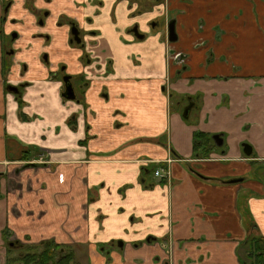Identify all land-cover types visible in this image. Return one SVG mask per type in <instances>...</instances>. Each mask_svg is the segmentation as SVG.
<instances>
[{"label":"crops","instance_id":"1","mask_svg":"<svg viewBox=\"0 0 264 264\" xmlns=\"http://www.w3.org/2000/svg\"><path fill=\"white\" fill-rule=\"evenodd\" d=\"M32 1L49 11L42 23L25 0L0 12V264L11 239L87 245L91 264H241L243 244L264 238V0H170L182 67L167 63L164 33H150L147 17L149 33L128 31L129 0ZM62 14L91 17L97 70L86 71L82 103L65 101L49 76L61 64L83 69ZM19 82L17 96L7 86ZM170 91L187 116L179 102L171 111ZM197 133L223 143H195ZM119 226L134 240L101 246Z\"/></svg>","mask_w":264,"mask_h":264},{"label":"flooded vegetation","instance_id":"2","mask_svg":"<svg viewBox=\"0 0 264 264\" xmlns=\"http://www.w3.org/2000/svg\"><path fill=\"white\" fill-rule=\"evenodd\" d=\"M30 2H27V0H25V7L28 8L31 12H41V16H39V23H42V19L49 14V11L47 10H42V9H37L34 2L32 0H28ZM136 1H141V0H136ZM151 2H161V4L164 6L165 11L162 13L163 17V36H164V40L166 42L165 45V53H166V60L167 63L169 62H173L176 66L182 67L185 65L186 61H187V55L185 53H183L181 50H177L175 48H173V46L171 45L172 42L174 41H170L169 40V27L170 24L173 25V30H174V34L176 36L177 39V34H176V30H175V21L171 18L168 17L167 15V8L169 6V1L170 0H150ZM15 2V0H0V12H2L3 18L6 19L7 16V12L10 8V6ZM147 2V1H146ZM101 4L102 1L98 0L97 4ZM129 5H132L131 3L132 0H129ZM136 13H131L130 16H135L136 14H145L148 13L147 11H149L150 9L148 7L146 8H141V5L138 7H136ZM148 15V14H147ZM130 17V18H131ZM62 21H64V23H66L68 25V43L70 45L71 48L73 49H79L80 50V55L78 57L79 62L81 63V66H83L82 70H78L76 72H69L67 70V66L65 64H61L59 65L56 70L54 71H50L49 72V76L53 77V76H57L58 77V72L61 71L62 76L58 77L61 80L62 83V87H61V96L62 93L65 90V84H64V80L63 78L68 76L69 77V82L71 83L75 98L74 99H66L65 97L64 100L65 101H72V102H78V103H82V98H83V93L86 89V85H88L89 81H90V76H87L86 71L88 69H95L97 70V68L95 67H91V63L94 62V59L96 56L93 55V51L90 48V44L92 45L94 43V40L92 39V37L90 36L89 33H92L93 31L91 29H87L86 25L88 22H91V17L87 18H83V23L81 24L79 22V20H77L76 18H71L66 16V14H62V16L59 17L57 23L61 24L63 23ZM162 20L159 17H156L154 19V21L152 22L149 21V19L147 18L146 21L144 22L146 28L148 30H152V31H156L160 26H161ZM140 20H134L132 21L129 26H128V31L133 34V36H135V38H142L144 36V34H142V28L143 25ZM74 27L77 29V33L72 34L71 33V28ZM16 33L15 31H11L9 32V36L6 37V42H10V40H13L12 37H15ZM76 39H79V42L76 41ZM175 39V41H176ZM91 41V42H90ZM93 42V43H92ZM90 56H92V58H90ZM99 57V56H98ZM42 59L45 61V63H49L48 59H47V53L42 54ZM98 59V58H97ZM100 61V58L98 59ZM109 63L111 60H107ZM90 66V67H89ZM82 68V67H81ZM168 79V78H167ZM170 83V79L165 81V84H163V88L165 87L166 89V85H169ZM26 85V82H19L17 84H8L7 88L8 90H10L11 92L15 93L17 96L20 95V91L22 88H24ZM13 90H11V89ZM15 90V91H14ZM172 93L171 91L168 92V98L170 99ZM187 110V108H185ZM184 109V111H185ZM183 116H184V112H183ZM73 117V116H72ZM72 120V119H71ZM221 140L222 137L217 134ZM223 143V140H222ZM221 143V145H222ZM246 143V142H243ZM242 143V144H243ZM212 144L216 145L214 140H212ZM241 144V146H242ZM248 144V143H246ZM249 145V144H248ZM218 146V145H216ZM220 146V145H219ZM251 146V145H250ZM242 150H243V146H242ZM252 150V147H251ZM252 153V151H251ZM251 155V154H250ZM247 155V156H250ZM154 162V161H151ZM31 163L29 165H35V164H41V162H28ZM158 170L160 175H155V171ZM154 175L158 176L160 179H164L166 182H168L171 178V173L169 170V167H157L154 170ZM45 241H53L54 244L58 245V247L55 249L54 251V258L51 261H47V262H43V264H54V262H59L61 264H76V259L79 256H84L87 261H85L88 264H91V258L89 256V253L87 250L81 252L79 249L73 247V245H75V243H60V242H56L53 239H44V240H40L38 242L35 243H29V242H21L20 240L17 239H11V240H7L6 242V248L9 251V255L7 257V263L8 264H41L40 262L35 263L34 260H28V258L30 256H26L27 254H33L36 253L38 251L41 250V248L44 247L45 245ZM150 238H146V242H149ZM108 244H110L111 246H113L114 248H122L124 242L122 240H109L107 242ZM142 243V242H140ZM107 244V245H108ZM68 245V246H66ZM67 247H70L69 249H67ZM80 251V252H79ZM76 262V263H75ZM166 264H170V259L169 261H167Z\"/></svg>","mask_w":264,"mask_h":264},{"label":"rangeland","instance_id":"3","mask_svg":"<svg viewBox=\"0 0 264 264\" xmlns=\"http://www.w3.org/2000/svg\"><path fill=\"white\" fill-rule=\"evenodd\" d=\"M147 1V2H146ZM132 2H134L135 4H133V6H132V9L133 10H137L136 9V7L138 6H140L141 5V8H146V7H148L149 9H154V8H156V7H158V10H160V6H161V2H151L150 0H141V1H136V0H132ZM154 15L156 16V17H158V15H156V14H154V12H148V15H145V14H136L135 16H132L131 18H129V19H134V20H141L142 18L143 19H146V17L149 19V21H151L152 20V22L154 21V19L156 18V17H154ZM160 18H161V20H162V23H161V26L156 30V31H152V30H149V32L150 33H152L153 35L154 34H156L157 32H163V28H164V25H163V17L162 16H160ZM144 31L146 32V30H142V34L144 33ZM149 32H146V33H149ZM57 56H58V51H57ZM90 58H92V56H90ZM157 60H159V59H157ZM156 60V61H157ZM141 62H142V64H144L145 63V61H143V60H141ZM153 64V63H152ZM148 69H149V65L147 66V67H143V69L142 70H134V73L135 74H138V75H142V74H144V72H147L148 71ZM154 70V72H156V73H159L160 72V69H158V66L155 68V69H153ZM58 77H60V76H62V73H61V71H59L58 72ZM61 81V80H60ZM171 93H172V98L170 99V102H173V104H171V108H173L171 111H174L175 110V107L177 106L176 105V103L177 102H179V105H178V109H179V111H180V114H181V116H182V110H183V107L185 106V102H186V100L185 99H183L184 97H182L181 95H178V93H176L175 91H171ZM183 101V102H182ZM172 105H173V107H172ZM193 112H195V111H193ZM183 117V116H182ZM213 135H217V134H211V136H208V135H203V138H208L211 142H212V140H213ZM197 139H199V138H197ZM243 143V142H242ZM195 147H197V146H195ZM242 147V146H241ZM259 167H261L262 168V165H260L259 163H255V170L257 171V169L259 168ZM256 176V175H255ZM112 220H114V218H112ZM111 220V221H112ZM128 220L129 221H131L132 220V217L131 216H129L128 217ZM130 226L132 227L133 226V224L131 223L130 224ZM128 227H126V226H123L122 228H120V226L119 227H115V228H113V229H116V230H118L117 232H114L113 233V236H104V238H103V240H99V243L101 244V246H107L106 245V242H108V240L107 239H109V238H113V237H116L115 239H119V238H117V236L118 235H121V236H127L128 235V238H127V240L128 241H130V240H134L133 238H130L129 237V231H132V230H129V231H127L126 229H127ZM123 232H124V234H123ZM126 233V234H125ZM119 241V240H118ZM66 246H68V245H66ZM73 247H75V248H77V249H79L81 252H83V251H85L86 250V248H87V245H83V244H75V245H73ZM70 247H67V249H69ZM79 251V252H80ZM137 255V254H136ZM133 257H136L134 254H133V252H131V254L130 255H127V256H122V260L123 261H125V262H129L131 259H133ZM85 261H87V259L84 257V256H79V257H77V259H76V264H88V263H86ZM12 264V263H11Z\"/></svg>","mask_w":264,"mask_h":264},{"label":"trees","instance_id":"4","mask_svg":"<svg viewBox=\"0 0 264 264\" xmlns=\"http://www.w3.org/2000/svg\"><path fill=\"white\" fill-rule=\"evenodd\" d=\"M203 133L195 134V143L203 141ZM199 138V139H197ZM45 245L41 248L40 251L27 254L30 256L28 260H34L35 263L40 262H49L54 258V251L58 245L54 244L53 241H45ZM245 250L243 257H241V264H264V238L253 237L252 239L247 240L244 244ZM54 264H61L59 262H54ZM66 264V263H64Z\"/></svg>","mask_w":264,"mask_h":264},{"label":"water","instance_id":"5","mask_svg":"<svg viewBox=\"0 0 264 264\" xmlns=\"http://www.w3.org/2000/svg\"><path fill=\"white\" fill-rule=\"evenodd\" d=\"M71 33L76 35L77 29L72 27L71 28ZM175 39H176V36L174 34L173 25L170 24V27H169V40L170 41H175ZM76 41L79 42V39H76ZM63 80H64V84H65V90L62 93V96L65 97L66 99H74L75 95H74L71 83L69 82V77L66 76V77L63 78ZM9 89H11V88H9ZM11 90H13V89H11ZM187 113H188V110L185 109L184 116H187ZM212 138H213V140H214L216 145H218V146L221 145L222 140H221V138L218 135H213ZM242 146H243L244 154L245 155H250L251 151H252L251 150V146L246 144V143H243Z\"/></svg>","mask_w":264,"mask_h":264},{"label":"built area","instance_id":"6","mask_svg":"<svg viewBox=\"0 0 264 264\" xmlns=\"http://www.w3.org/2000/svg\"><path fill=\"white\" fill-rule=\"evenodd\" d=\"M154 173H155V175H160L158 170H156Z\"/></svg>","mask_w":264,"mask_h":264}]
</instances>
